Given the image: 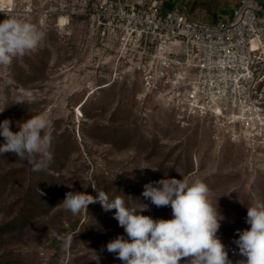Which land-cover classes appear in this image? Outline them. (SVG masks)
Returning a JSON list of instances; mask_svg holds the SVG:
<instances>
[{
  "label": "rangeland",
  "instance_id": "rangeland-1",
  "mask_svg": "<svg viewBox=\"0 0 264 264\" xmlns=\"http://www.w3.org/2000/svg\"><path fill=\"white\" fill-rule=\"evenodd\" d=\"M98 2L0 0V21L21 18L43 34L35 51L0 66V122L9 119L16 132L17 122L47 113L53 156L47 169L33 171L28 161L0 154V224L17 214L27 194L46 209L29 214L23 227L0 233V263L122 264L106 249L118 235L127 239L115 210L94 203L74 216L62 206L65 193L96 196V188L130 205L148 204L142 215L167 220L171 207L157 208L142 196L145 184L157 186L167 173L207 184L225 217L217 235L236 264L243 259L236 230L250 227L246 206L264 201V144H233L209 119H179L156 92H146L138 72L92 29L87 13ZM67 235L73 237L67 250L62 241L51 247L52 239Z\"/></svg>",
  "mask_w": 264,
  "mask_h": 264
},
{
  "label": "built area",
  "instance_id": "built-area-1",
  "mask_svg": "<svg viewBox=\"0 0 264 264\" xmlns=\"http://www.w3.org/2000/svg\"><path fill=\"white\" fill-rule=\"evenodd\" d=\"M87 14L100 42L179 119L207 118L233 144H264L263 4L239 0L215 23L164 11L159 0H99Z\"/></svg>",
  "mask_w": 264,
  "mask_h": 264
},
{
  "label": "clouds",
  "instance_id": "clouds-1",
  "mask_svg": "<svg viewBox=\"0 0 264 264\" xmlns=\"http://www.w3.org/2000/svg\"><path fill=\"white\" fill-rule=\"evenodd\" d=\"M43 39L38 27L21 18L8 17L0 21V66L8 67L18 56L35 51ZM4 109H0L2 113ZM11 121L0 122V154L12 153L18 161H28L33 171L48 168L53 160L51 153V121L47 113L30 116L17 122L16 132L10 129ZM148 167H141V169ZM157 171L158 168H150ZM144 185L142 196L151 204L171 207L172 219H153L141 213L149 205L126 203L124 197L110 198L103 190L93 196L85 192L68 191L62 201L63 208L72 215L99 203L105 212L115 210L114 219L124 229L106 245L122 264H233L228 251L217 235L225 219L210 199V189L205 182L195 179L165 178ZM71 188L72 186H68ZM43 192L40 191V196ZM247 207L246 223L250 227L237 229L234 243L243 259L236 264H264V201L257 199ZM62 248L72 244V235L58 236Z\"/></svg>",
  "mask_w": 264,
  "mask_h": 264
},
{
  "label": "crops",
  "instance_id": "crops-1",
  "mask_svg": "<svg viewBox=\"0 0 264 264\" xmlns=\"http://www.w3.org/2000/svg\"><path fill=\"white\" fill-rule=\"evenodd\" d=\"M132 1V0H131ZM149 3L151 0H143ZM164 11L179 8L189 17L204 22H220L231 15L239 0H159Z\"/></svg>",
  "mask_w": 264,
  "mask_h": 264
},
{
  "label": "trees",
  "instance_id": "trees-1",
  "mask_svg": "<svg viewBox=\"0 0 264 264\" xmlns=\"http://www.w3.org/2000/svg\"><path fill=\"white\" fill-rule=\"evenodd\" d=\"M5 141L0 138V145H2ZM41 188V186H40ZM37 209L42 210L43 212L46 211V209L42 206L41 199L30 197V194H27L25 196V202L23 203L22 207L19 209L17 214L13 216L12 218L8 219L4 223L0 224V233H3L5 231H10L15 228L23 227L24 224L27 221V218L30 216L29 214H33ZM72 231L76 232V226L72 227ZM61 240L54 238L51 240V247L56 248V246L59 245ZM58 252H55L54 255L56 256ZM1 264V263H0Z\"/></svg>",
  "mask_w": 264,
  "mask_h": 264
},
{
  "label": "bare ground",
  "instance_id": "bare-ground-1",
  "mask_svg": "<svg viewBox=\"0 0 264 264\" xmlns=\"http://www.w3.org/2000/svg\"><path fill=\"white\" fill-rule=\"evenodd\" d=\"M65 20H66V19L62 17V18L60 19L61 24H64ZM80 110H81V106L78 108V112H79V114H80Z\"/></svg>",
  "mask_w": 264,
  "mask_h": 264
},
{
  "label": "water",
  "instance_id": "water-1",
  "mask_svg": "<svg viewBox=\"0 0 264 264\" xmlns=\"http://www.w3.org/2000/svg\"><path fill=\"white\" fill-rule=\"evenodd\" d=\"M256 1H258V2H260L261 4L264 5V0H256Z\"/></svg>",
  "mask_w": 264,
  "mask_h": 264
}]
</instances>
